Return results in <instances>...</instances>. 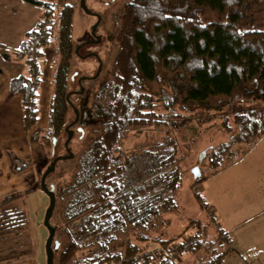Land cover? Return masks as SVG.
Listing matches in <instances>:
<instances>
[{"label":"trees","instance_id":"trees-1","mask_svg":"<svg viewBox=\"0 0 264 264\" xmlns=\"http://www.w3.org/2000/svg\"><path fill=\"white\" fill-rule=\"evenodd\" d=\"M24 1L45 10L19 48L29 74L11 79L9 92L21 99L27 133L40 111V59L52 45L46 127L31 139L53 148L67 123L68 83L77 75L72 8L63 5L53 16L54 0ZM112 22L117 48L85 122L92 126L89 143L63 185L47 184L60 208L50 218L58 244L54 264H137L139 249L166 246L176 237H168L165 215L177 207L183 164L200 128L219 119L227 140L191 165L200 171L192 186L229 167L238 155L235 145L251 147L264 135V0H128ZM28 48L39 58L28 59ZM149 126L165 134L131 152L120 148L128 131ZM186 130L191 135L182 142ZM194 196L200 209L208 207ZM191 224L208 227L191 220L183 231ZM217 234L219 245L218 235L206 236L184 252L195 255V264H222L231 239L222 228Z\"/></svg>","mask_w":264,"mask_h":264},{"label":"rangeland","instance_id":"rangeland-1","mask_svg":"<svg viewBox=\"0 0 264 264\" xmlns=\"http://www.w3.org/2000/svg\"><path fill=\"white\" fill-rule=\"evenodd\" d=\"M0 1V42H8L6 43L8 45L16 42L17 33L14 31L21 26L20 16L27 12L29 6L24 4V10L23 6L12 5L14 0H10L9 9H7L6 3H3L4 0ZM127 1L84 0L85 7L99 16L95 34L100 37V42L94 43L87 40L91 36L90 31L97 20L96 17L86 15L82 11L80 0H54L53 16L57 15L61 6H71L72 39L76 46L81 45L77 53L74 52L76 57L73 59L72 70L77 75L68 83L66 102L69 110L65 126L74 121L76 115L78 120L68 128V130L72 131V137L67 146L73 157L57 161L54 171L48 174L45 179L46 185L50 183L58 187L63 185L75 170L74 165L79 153L89 143L91 136L89 131L92 126L86 127L88 125H85V122L89 121L90 118L94 93L104 78L110 77L113 65L112 60L117 48L112 37V31L114 30L112 14ZM33 6L30 5L34 9L32 13L36 14L39 9L41 17L45 9L43 8L42 10L41 7ZM10 9H13L14 13H11ZM52 47L51 45L47 48L44 51V57L42 56L40 59L41 62L45 61V66L43 67L40 80L42 81L41 89L39 92L37 89L36 103L39 110L42 108V112L39 117L40 126L33 128V130L41 129L47 117L46 105L48 104L51 90ZM3 53L6 52L0 53V70L2 69L4 73L12 68L6 64L7 61L4 60ZM88 54V57L82 59L83 56ZM13 57L9 54L8 59L10 61L15 60ZM98 61H100V71L98 76L92 79L91 77L95 74L98 67ZM18 63L23 65L22 62ZM1 87L2 83H0ZM38 99H42L43 105L38 102ZM218 122L219 119H216L200 128V134L196 136L191 147V156L184 161L185 171L182 176V183L175 194L177 207L165 215L170 220L168 237L176 236L171 241H175L182 236L184 231H187L186 233L193 231V228L197 227L195 224H191V227L189 226L184 231L183 229L189 225V221L202 217L198 203L195 201L194 193L202 199L203 192L199 189L200 186L198 184L192 186L191 169L193 167L191 165L201 158L202 151L227 140V135L219 129ZM78 133H81V135H78ZM163 134L165 133L156 130L152 126L144 129L140 128V131L130 130L123 139V144L120 148L124 152H131L136 146H143L159 140ZM190 135L191 133L186 130L180 141L186 142ZM30 137V134H27L22 139L23 142H19V147L16 146L13 150L8 149L6 152L3 151L2 156H0V264H45L44 243L47 231L42 225V220L48 204V198L39 189V180L45 167L54 157L66 154L63 144L67 135L63 130L53 148L50 145L45 146L39 142H34ZM233 148L238 155H236L231 165L214 175L208 176L201 183V186L207 191H218V195H215L218 200L217 208L225 216L229 213L232 216L236 214L239 215L237 219H240L242 215L240 220H244L255 214V216L236 227L238 230L235 232V237L241 242L240 244L243 248L253 245L262 247L258 259L253 262L254 257L251 258V255L244 261L227 256L224 259V264H264V135L257 139L251 147L239 144ZM12 194L18 195L7 200L6 197ZM207 209V207H203L201 211L209 217ZM54 210L56 212L60 211L59 204L56 203L54 205ZM227 221L232 224L238 220L232 217L228 218ZM55 222L56 217H52L51 223L54 224ZM211 223L210 228L213 229V232L212 235H209L212 237L215 235L216 237L218 234L217 229L214 227L215 222ZM218 226L221 228L219 223ZM208 231L209 229H204L206 236ZM217 239L219 241L217 244L219 245V235ZM250 252L252 251L249 248L245 251L248 254ZM183 255L179 264H185L186 262V258Z\"/></svg>","mask_w":264,"mask_h":264},{"label":"crops","instance_id":"crops-1","mask_svg":"<svg viewBox=\"0 0 264 264\" xmlns=\"http://www.w3.org/2000/svg\"><path fill=\"white\" fill-rule=\"evenodd\" d=\"M10 0H4L3 3H6V8L9 9L8 4ZM1 2V1H0ZM20 2V3H19ZM29 6L27 8V12L23 13L20 16V20H21V26L16 28V37H15V41L12 44H6L8 42H0V53L1 52H6L3 53L4 56V60L7 61V65L11 66V70L9 71H5L4 73L2 72V69L0 70V83H2V87L0 88V156H2L3 151L6 152L8 151V149L13 150L14 147H19L20 143L23 142V138L26 137V135L30 134V136L32 134H34L36 131L38 130H42L45 128L46 126V121L44 124V128L42 127H38L41 129H36L33 130V128L40 126L39 125V117L40 114L42 112V108L39 111V116H38V122L32 126L29 131L26 133L24 131V127H23V112H22V108H21V99L20 97L16 96V95H12L9 92V83L11 81V79L16 78L20 75H28L29 74V68L26 66L23 58H20V56H18L19 53V48L21 46V42L25 40V33L30 31L34 24L36 23V21L40 18L41 12L38 11L36 12V14L32 13V11L34 9H32L34 6L32 4L27 3L24 0H14L12 2V5L15 6H23L24 10H25V5ZM30 5H32L33 7H30ZM11 13H14L13 9H10ZM9 54H11L12 56H14L13 58L15 60L10 61L8 59ZM18 62H22V64L18 63ZM45 62V61H44ZM45 66V64L43 63V67ZM43 67H42V71H43ZM41 83L42 81H40V84L38 87V92L41 89ZM48 98V97H47ZM38 102L40 104L43 105V101L42 99H38ZM48 105V104H47ZM46 105V108H47ZM47 115V114H46ZM47 120V117H46ZM31 139V137H30ZM32 140V139H31ZM34 141V140H32ZM20 142V143H19ZM37 142V141H34ZM200 186V190L203 192V201L206 204V206H208L207 208L209 209H213V213H214V220H216L221 228L226 231L231 239L230 244L228 245L227 248H229V253L224 257V259L227 256H232L236 259H240V260H245L247 257H249L251 255V258H253V262L256 261L259 257L260 254V250L262 247L260 246H249L246 248H243V246L240 244L241 242H239L236 237H235V232L238 230L236 229V227L238 225H240L241 223H244V221L249 220L250 218H252L254 215H251L250 217L246 218V219H242V215L240 219H237L239 217V215L234 214L233 216L229 213L226 214V216L224 215V213L217 208V203L218 200L215 198V195H218V191L217 190H210L207 191L203 186H201V184H199ZM201 215L202 217L200 219H196L199 220L200 222L207 223L208 227L206 229H209L207 237L209 239H211V236L209 234L212 235V228L210 224L211 221H209L207 218V215L205 213H203V211H201ZM234 218L236 220H238L235 223L229 224V222L227 221L228 218ZM230 220V219H229ZM240 220V222H239ZM206 242V241H205ZM205 242H201L202 246L201 249L203 250V244ZM249 248L250 252L245 253L246 249ZM231 250V251H230ZM202 253H205V251L203 250ZM183 257L184 258H189L188 260L185 259V264H195L194 257L195 255H193L190 251L187 252H183ZM208 256V255H207ZM207 256H203V259L207 258ZM223 259L222 263H225V260ZM199 264L202 263V261L198 262ZM197 264V263H196Z\"/></svg>","mask_w":264,"mask_h":264},{"label":"water","instance_id":"water-1","mask_svg":"<svg viewBox=\"0 0 264 264\" xmlns=\"http://www.w3.org/2000/svg\"><path fill=\"white\" fill-rule=\"evenodd\" d=\"M80 7L82 8V11L89 16H95L96 17V22L94 23V25L91 28L90 31V35L92 37H94V43H98L100 42V37L98 35L95 34L97 25H98V21H99V16L97 14H94L93 12H91L90 10H88L85 5H84V0H80ZM81 45L76 46L74 52L77 53L78 49L80 48ZM88 55H85L82 57L86 58L88 57ZM91 56V55H90ZM100 71V61H98V67L96 69L95 74L91 77L92 79L96 78L99 74ZM83 78V77H82ZM80 91H82V89H80ZM68 97V94L66 95V99ZM76 115V112H75ZM77 115L75 116L74 121L70 122L68 126H64V131L66 132V139L64 141V149L66 154L65 155H59L56 156L52 159V161L45 167L44 171L42 172L41 176H40V180H39V189L47 196L48 198V204L47 207L44 211V215H43V220H42V225L43 227L46 229L47 231V236L45 239V243H44V250H45V264H54L53 263V253L55 250H57L58 248V244L56 242H53V236L55 234V227L52 226L50 224V218L52 216V212L54 209V205H55V195H54V191H53V187L51 186L50 188L47 187L45 179L47 177L48 174H50L51 172L54 171L55 169V164L57 163V161L60 160H66V159H71L73 157L72 152L69 150L67 144L70 141L71 137H72V131L68 130V128L73 125L76 121H77ZM204 151H202L201 153V157L203 156ZM201 159V158H199ZM191 174L192 177L194 179L198 178L200 175V171L199 168L197 166H194L191 169ZM53 242V245H52Z\"/></svg>","mask_w":264,"mask_h":264},{"label":"built area","instance_id":"built-area-1","mask_svg":"<svg viewBox=\"0 0 264 264\" xmlns=\"http://www.w3.org/2000/svg\"><path fill=\"white\" fill-rule=\"evenodd\" d=\"M26 52V57L28 59L35 60L39 58V52L36 49L28 48ZM18 56H21L20 52ZM207 211L208 216L214 218L213 211L209 208ZM214 227L215 229L219 228L217 222H215ZM186 232L184 231L182 236L175 241H170L166 246L153 245L139 249L133 257L134 262L137 264H144V261H147L149 264H161L162 262L179 264L184 250L188 248L190 244L202 240L206 236L204 231L198 227H194L193 231L190 233ZM216 242L219 243L218 239H216Z\"/></svg>","mask_w":264,"mask_h":264},{"label":"flooded vegetation","instance_id":"flooded-vegetation-1","mask_svg":"<svg viewBox=\"0 0 264 264\" xmlns=\"http://www.w3.org/2000/svg\"><path fill=\"white\" fill-rule=\"evenodd\" d=\"M97 29V28H96ZM96 32V31H95ZM94 40V38L92 37V36H90V38H89V40H87V41H93ZM47 112H48V105H47ZM63 130H64V128H63Z\"/></svg>","mask_w":264,"mask_h":264},{"label":"bare ground","instance_id":"bare-ground-1","mask_svg":"<svg viewBox=\"0 0 264 264\" xmlns=\"http://www.w3.org/2000/svg\"><path fill=\"white\" fill-rule=\"evenodd\" d=\"M212 220H214L212 217H211Z\"/></svg>","mask_w":264,"mask_h":264}]
</instances>
